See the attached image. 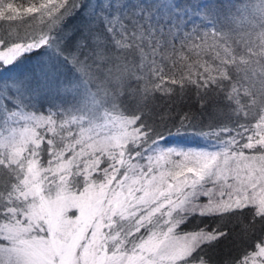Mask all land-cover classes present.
I'll return each instance as SVG.
<instances>
[{"label":"snow or ice","instance_id":"snow-or-ice-1","mask_svg":"<svg viewBox=\"0 0 264 264\" xmlns=\"http://www.w3.org/2000/svg\"><path fill=\"white\" fill-rule=\"evenodd\" d=\"M188 91L224 118L149 107ZM221 240L264 264V0H0V264H213Z\"/></svg>","mask_w":264,"mask_h":264},{"label":"trees","instance_id":"trees-1","mask_svg":"<svg viewBox=\"0 0 264 264\" xmlns=\"http://www.w3.org/2000/svg\"><path fill=\"white\" fill-rule=\"evenodd\" d=\"M18 6L23 4L27 6L30 0H13ZM176 3L183 5L184 0H175ZM254 5L258 4V0H252ZM258 15V11L256 12ZM23 18V17H22ZM76 24V21L70 22V26ZM37 64V59L33 58L26 61L22 66L23 70H32ZM38 71V70H37ZM7 75V74H5ZM178 88V85L176 86ZM135 101L131 98L125 101L126 106L134 105ZM149 107L153 109L154 112H160L164 110H170L172 113L177 114V119L179 115H183L185 112L191 113L195 116V122L200 126H207L210 123H217L224 118V113L226 111L223 100H212L203 109L200 107V102L197 100L194 91H188L183 95L178 92L174 95L170 94L169 97H164L160 93L155 94V99L150 100ZM46 112V109L42 110ZM173 135L166 136L165 142L167 144L182 145L185 147H197L199 146V139L196 136L190 134L177 135L176 129H172ZM224 224L229 229H235L239 231V225L235 218H225ZM227 248V246H230ZM214 253H210L208 250V255L211 257L213 264H222L223 260L228 256H237L239 253L238 248L235 244L224 240L223 244L213 248Z\"/></svg>","mask_w":264,"mask_h":264},{"label":"rangeland","instance_id":"rangeland-1","mask_svg":"<svg viewBox=\"0 0 264 264\" xmlns=\"http://www.w3.org/2000/svg\"><path fill=\"white\" fill-rule=\"evenodd\" d=\"M69 26H70V25H69ZM223 241H224V240H221V241H220L215 247H218V246L222 245V244H223ZM215 247H214V248H215ZM230 247H231V245H230V246H227V248H230ZM214 250H215V249L211 248V249H209V252H210V253H214V252H212V251H214Z\"/></svg>","mask_w":264,"mask_h":264}]
</instances>
